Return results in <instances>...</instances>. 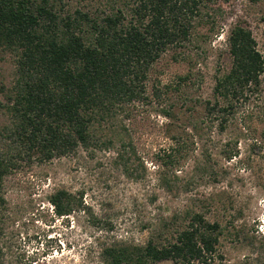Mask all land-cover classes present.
Masks as SVG:
<instances>
[{
    "label": "rangeland",
    "instance_id": "374dc122",
    "mask_svg": "<svg viewBox=\"0 0 264 264\" xmlns=\"http://www.w3.org/2000/svg\"><path fill=\"white\" fill-rule=\"evenodd\" d=\"M214 4H223L215 32L204 27L196 33L202 54L187 62L163 55L148 74L150 97L117 113L109 124L132 144L134 154L128 157L137 179L114 162V151L80 149L49 162L28 155L14 160L4 192L5 237L16 264H103L102 246L144 244L148 227L200 201L211 204L208 219L225 230L217 253L222 259L215 264H264V78L262 91L250 102L234 104L223 133L203 111L213 97L215 76L231 68L227 37L233 25L241 21L250 28L264 56V0ZM14 81L13 60L0 56V91ZM156 89L160 98L154 97ZM9 126L0 108V155H13L4 137ZM61 189L79 203L69 216L56 215L49 201Z\"/></svg>",
    "mask_w": 264,
    "mask_h": 264
},
{
    "label": "trees",
    "instance_id": "16d2710c",
    "mask_svg": "<svg viewBox=\"0 0 264 264\" xmlns=\"http://www.w3.org/2000/svg\"><path fill=\"white\" fill-rule=\"evenodd\" d=\"M214 3L0 0V56L9 55L15 65L13 86H2L0 91L5 99L0 98V108L10 118L4 137L13 153L0 155V264L17 263L5 237L9 213L4 179L14 160L28 155L49 162L80 149L114 151V162L126 176L137 179L129 164L132 144H126L109 124L117 113L150 97L148 74L163 55L172 53L175 61L187 62L202 54L196 33L204 27L215 32L223 4ZM227 44L231 68L215 76L213 97L203 105L205 117L219 133L227 129L234 104L250 102L262 91L264 78V56L250 28L237 22L228 31ZM154 97H161L159 90ZM165 115L172 117L169 112ZM225 157L232 159V152ZM49 201L60 217L79 206L64 189L52 193ZM210 208L200 201L162 218L148 227L150 236L144 244L104 245L101 260L103 264H215L216 258L222 259L217 253L225 230L220 222L208 219Z\"/></svg>",
    "mask_w": 264,
    "mask_h": 264
}]
</instances>
